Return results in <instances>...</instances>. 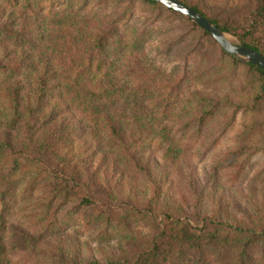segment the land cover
I'll use <instances>...</instances> for the list:
<instances>
[{
    "label": "trees",
    "instance_id": "trees-1",
    "mask_svg": "<svg viewBox=\"0 0 264 264\" xmlns=\"http://www.w3.org/2000/svg\"><path fill=\"white\" fill-rule=\"evenodd\" d=\"M178 1L264 56V0ZM0 264H264V71L153 1L0 0Z\"/></svg>",
    "mask_w": 264,
    "mask_h": 264
},
{
    "label": "water",
    "instance_id": "water-1",
    "mask_svg": "<svg viewBox=\"0 0 264 264\" xmlns=\"http://www.w3.org/2000/svg\"><path fill=\"white\" fill-rule=\"evenodd\" d=\"M156 2L167 9L181 14L201 29L209 33L219 48L235 60L256 66L264 71V56L257 51L243 46L240 42L231 39L229 34L221 31L201 14L184 5L178 0H149ZM231 40V41H230Z\"/></svg>",
    "mask_w": 264,
    "mask_h": 264
},
{
    "label": "rangeland",
    "instance_id": "rangeland-1",
    "mask_svg": "<svg viewBox=\"0 0 264 264\" xmlns=\"http://www.w3.org/2000/svg\"><path fill=\"white\" fill-rule=\"evenodd\" d=\"M231 37V39H233L234 41H238L236 38H234L233 36L229 35ZM239 42V41H238ZM197 164H203V163H197Z\"/></svg>",
    "mask_w": 264,
    "mask_h": 264
},
{
    "label": "bare ground",
    "instance_id": "bare-ground-1",
    "mask_svg": "<svg viewBox=\"0 0 264 264\" xmlns=\"http://www.w3.org/2000/svg\"><path fill=\"white\" fill-rule=\"evenodd\" d=\"M231 41V40H230Z\"/></svg>",
    "mask_w": 264,
    "mask_h": 264
}]
</instances>
